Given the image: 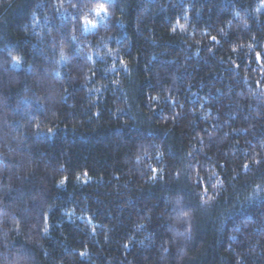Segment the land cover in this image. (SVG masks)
Masks as SVG:
<instances>
[{"label": "trees", "instance_id": "trees-1", "mask_svg": "<svg viewBox=\"0 0 264 264\" xmlns=\"http://www.w3.org/2000/svg\"><path fill=\"white\" fill-rule=\"evenodd\" d=\"M0 264H264V2L0 0Z\"/></svg>", "mask_w": 264, "mask_h": 264}, {"label": "snow or ice", "instance_id": "snow-or-ice-1", "mask_svg": "<svg viewBox=\"0 0 264 264\" xmlns=\"http://www.w3.org/2000/svg\"><path fill=\"white\" fill-rule=\"evenodd\" d=\"M262 2H264V0H262ZM95 11H96L97 14H100L101 12H105L106 13L108 11V8L103 3H100L95 8ZM89 23H93V22L92 21H89ZM212 39H215V37H212ZM14 59H18V58H14ZM256 59L257 60H261L262 59V57H261V55L259 53H257Z\"/></svg>", "mask_w": 264, "mask_h": 264}, {"label": "rangeland", "instance_id": "rangeland-1", "mask_svg": "<svg viewBox=\"0 0 264 264\" xmlns=\"http://www.w3.org/2000/svg\"><path fill=\"white\" fill-rule=\"evenodd\" d=\"M86 25V24H85ZM84 25V29H85V31H87V29H86V26ZM92 25H94V23H92L91 25H89V26H92Z\"/></svg>", "mask_w": 264, "mask_h": 264}]
</instances>
